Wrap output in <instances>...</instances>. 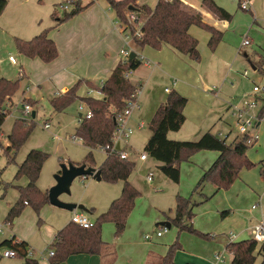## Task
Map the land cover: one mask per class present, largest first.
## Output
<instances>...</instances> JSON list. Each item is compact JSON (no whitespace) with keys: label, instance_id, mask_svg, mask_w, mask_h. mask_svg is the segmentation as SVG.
Returning a JSON list of instances; mask_svg holds the SVG:
<instances>
[{"label":"crops","instance_id":"1","mask_svg":"<svg viewBox=\"0 0 264 264\" xmlns=\"http://www.w3.org/2000/svg\"><path fill=\"white\" fill-rule=\"evenodd\" d=\"M101 1L97 2L90 0L82 2V0H76L80 6H86L89 3L91 4L87 5L81 12L63 23L56 25L57 21L61 19V17L56 16L53 23L43 27L42 29H38L40 30L39 33L44 29H49L47 36L54 42L57 48V57L50 63H43L38 58L30 59L18 53L22 58L19 63L18 71L21 70L24 81L33 84L34 87L39 89H42L44 85L46 86L49 84L55 89L53 97L55 98L69 90L78 80H85L98 87L101 82H105L109 78L116 65L121 63L122 58L119 55V51L124 45L125 34L127 32L121 27V24L116 19L115 14L110 9L107 1ZM157 1L158 0H155L154 4L150 5V7H154ZM211 1H213L218 7L228 12L232 16L231 20L226 21L215 19L210 13L206 12L201 7L200 0H197L194 3L183 0L184 5L198 11L202 15L203 20L207 25L214 27L217 31L222 33L221 41L217 44L215 49L211 51L208 48L210 34L196 26H191L189 28L188 34L197 40V50L199 44L198 42H201V44L206 45L208 48L209 52H205V59H202V64L199 62L200 60L198 62H194L193 60H190V58L188 60V56L177 53L168 46L163 45L161 49L154 50L148 46L137 48L132 42L130 43L132 52L136 54L141 62L140 67L136 71L129 73V80L132 84L138 85L141 92H145L146 86L150 84V76L152 77V75H154L153 72H160L162 75H165L169 78L168 85H165L162 90L160 87L156 89L151 86L148 87L149 89L147 91L146 102L151 107L152 115L156 109L166 101L168 93L173 90L187 100L183 109L185 121L188 119V109L191 106L190 100L192 98H196L195 101H193V103L196 105H193L192 107L194 114L199 115L201 112L206 110V108L201 106L203 104L200 100L201 94H212V96L217 97V99L220 100L219 103H222L223 110H229V106H231L229 105L230 99L232 98L234 87L231 82V64L234 65L238 55L242 52V49L249 46H242V42L247 40V34H249L251 28L262 29L264 31V0H250L248 10H242L240 8L239 4L241 0ZM136 4L147 5L146 3H141L140 0H137ZM55 15H53V17ZM32 23V18H29L24 22L28 29L32 28ZM253 25L256 27H253ZM37 33L38 32H35L34 34ZM253 54H255L256 57H254L252 62L248 59V54L243 53V57L247 59L253 74L257 73L263 77L264 60L262 59V55L255 51ZM17 63L18 62L16 61V64L14 65H17ZM198 67L201 68L199 69ZM209 86L211 87L208 88ZM218 87L223 93L221 98H219ZM165 89H168L169 92H165ZM77 96L79 98L91 97L97 100L103 98L101 93L99 94L86 84H83L79 88L77 91ZM207 97L209 98V96ZM30 98L31 100L35 101V108L40 106L36 93L32 92L30 94ZM216 107H218V103L217 106H212L208 108V110H211V113L217 109ZM140 108L141 106L139 104L138 110H140ZM200 121H198L196 125L197 133L196 129H194L192 132L185 135L187 137H180L178 133H180L181 127L176 132H169L167 135L168 139L173 141H197L202 135L205 134L202 133L203 131H199ZM223 123L222 126H227L226 122L224 124ZM140 124L142 126L139 128ZM259 124H257V126ZM143 125L144 124L142 121L138 122L136 125L137 131H140V129L143 128ZM206 133H210V131ZM195 134H198V139L196 140L191 138ZM221 134L223 137H220V139L226 140L230 135H233L230 128L226 130L225 135L223 133ZM238 137H242V135L239 133L238 135L234 134L231 142L236 138L238 139ZM72 139L77 142L79 141V139L77 140L75 136ZM122 147H130V145L127 143L126 145H122ZM122 147L120 149L124 150ZM98 149L103 151L100 148H97V150ZM88 150V153L90 152L92 155L91 151L95 149L88 148ZM203 152L204 151L200 152L201 154H196L197 156H191L189 161L183 164L181 167V170L186 173L187 179L193 176L187 181L191 184H194V180H197L198 175L195 174V170L190 168L189 165L192 163L195 157H205L204 155L207 154ZM216 153L217 158L218 152ZM139 156L140 154L134 158V160H132L129 155V160L134 164L136 161L142 164L146 163L147 161H154V164L156 165L155 168L162 173V170L158 169L160 166H162L160 163L149 158L148 156L146 160L141 161ZM105 158L106 154L104 160ZM102 162L100 164H96L93 159V168L98 169ZM71 164L76 165L74 163ZM208 168V165L200 167V174H203V172ZM132 173L128 178V182L134 189L138 191L135 184L130 181ZM149 173L152 174L151 180L147 179ZM163 175L164 174L162 173L161 181L164 185L167 183L168 178ZM153 177V172L149 171L145 177V180L147 183L151 184L153 182ZM168 181L170 180L168 179ZM175 184L180 185V180ZM3 188H5V185ZM122 188V182L109 184L101 180H93L92 182H89L88 185H86V194L84 193L82 195H77L75 199L69 202L84 206L88 210V213L84 214L88 215L94 221L99 214H102L108 210L110 204L114 200L119 198ZM16 193L15 201L11 203V205L9 204V207L7 206V211L3 217V224H6L10 228L9 229L7 227V233L9 236L2 240L0 244L5 240H13L14 243H25L27 249L31 250L32 252L30 259L36 260L38 264H49L48 253L47 255H44V250L49 249L57 233L70 223L71 218L69 219V217H72L74 213L83 212L79 210L68 212L63 209L61 211L65 212H60L59 210H56V207L47 203L49 207L45 206L44 209L42 211L40 209L41 212L39 211L37 214L33 209H31L32 207L29 204L25 203L20 215L15 217L12 220V223L9 224L6 223L5 218L8 211L18 200L19 194L17 189ZM176 196L178 195H175V198ZM170 211H172V209H170L169 212ZM165 216L169 218L173 217L172 215H169L166 212L158 209L153 202L142 199L141 193L139 192V197L134 200L133 209L127 217L125 229L120 237L116 238L113 235V233H115V226L113 223H104L101 226V240L105 244L102 252L99 255H71L65 260L64 264H160V259L165 256L169 246L173 243L176 237V229L167 232V230H170L172 226L170 225V228L168 229L166 227H162V231L157 232L160 233L159 236L157 233L154 234V231H151L152 235H147L145 233V229L148 230L151 227L153 228L154 222L157 221L169 222L168 219H165ZM194 219L195 214L192 219V223ZM260 221H264V219L261 218ZM164 228L166 231L163 230ZM250 230L251 228L246 229V233L248 232V235H250ZM237 236L238 235H236V238ZM216 239H218V237L212 235L210 240L214 241ZM200 241L194 240L191 238V236H186V234L179 236L181 250L175 253L173 257V263L215 264V262L212 261V254L214 252V248L218 247L219 245L215 246V244L211 243L212 246L209 247L208 244H204L203 241ZM228 243L229 242H227V244ZM227 244L225 245V252L229 253L226 250ZM194 246L198 247L199 251L193 249ZM50 250H52L51 247ZM223 259L224 264H226L225 256H223ZM231 260L232 255L230 257V261ZM24 263V260L20 262V264Z\"/></svg>","mask_w":264,"mask_h":264},{"label":"trees","instance_id":"2","mask_svg":"<svg viewBox=\"0 0 264 264\" xmlns=\"http://www.w3.org/2000/svg\"><path fill=\"white\" fill-rule=\"evenodd\" d=\"M106 1L118 22L121 25H128L131 34L134 32L135 23H142V38L132 39L133 45L137 48L148 46L154 50H159L164 45L198 62L200 57L197 50V40L188 34L191 26H196L210 34L208 48L211 51L221 41L222 33L207 25L198 11L185 6L180 0L171 2L158 0L154 7L137 5V0ZM6 5V0H0V15ZM86 6H80L76 2L71 11L64 13L56 25L67 21ZM201 7L215 19L230 21L232 18L228 12L215 5L211 0H202ZM129 8H132V10ZM129 15H133L136 21L128 23L127 17ZM48 31L49 29H44L30 40L15 38L14 45L17 52L30 59L38 58L43 63L52 62L57 57V48L54 42L48 38ZM140 65L141 62L137 56L131 61L119 63L100 88L85 80H78L69 90L51 99L49 101L50 106L55 113H60L74 101L83 102L91 110L92 117L84 120L76 127L74 136L90 149L110 146L111 136L115 128L114 113L124 107L132 92L138 88L137 85L132 84L130 80L125 78V74L136 71ZM18 73L19 78L16 80L0 79V133H2V126L8 115L7 113H9V110L4 109V104L19 89V83L22 79L21 70ZM83 84L91 89H99L103 98L99 100L91 97L79 98L77 91ZM30 101L32 105L35 104V101L31 99ZM186 101V98L174 90L168 93L166 101L156 109L148 123L150 136L143 151L149 158L163 166L162 173L173 183L179 182L180 163L187 162L193 154L199 151L218 152V157L203 172L195 184L193 192H198L207 183L213 185L217 191L227 189L238 178L242 169H251L255 166L246 157L248 149L245 144L246 137L236 138L230 143H227L226 139H220L211 133H205L197 141H173L168 139V133L178 131L185 121L183 109ZM258 119L259 121L264 120V100L258 112ZM32 130V119H15L10 132L6 136L7 146L3 149L7 164H15L16 155L27 141ZM47 158L48 154L40 150H31L23 162L18 165L13 180L18 181L25 177L27 184L24 187L15 186L19 196L17 202L6 215V223L11 224L12 220L20 215L25 203L29 204L37 214L48 203L47 193L40 191L37 187L42 166ZM81 164L93 168L94 163L90 152L84 157L82 163L76 165ZM134 167L135 164L132 161L120 159L116 152L106 153L105 160L98 167L101 181L109 184L122 182L123 188L119 198L110 204L106 212L96 217L91 228L82 229L70 222L61 229L50 246L54 251V256L49 258V264L64 263L71 255H99L105 247L101 240V226L104 223H113L115 237L121 236L125 229L127 217L133 209L134 200L139 197V192L128 182ZM207 199L208 197H204V201ZM197 205L198 203L191 200V196L186 198L176 196L174 215L171 218H166L177 233L167 253L160 259V264H174L173 257L177 251L181 250L180 233L185 231L206 240L212 238V236L202 234L192 227L193 208ZM226 215L227 213H222V216ZM5 249L16 250L19 258L24 259V264H38L36 260L25 258L27 249L25 243H14L13 240H5L0 244V251ZM226 250L232 255L229 264H255L259 256L262 258L259 264H264V245H258L251 239L228 243Z\"/></svg>","mask_w":264,"mask_h":264},{"label":"rangeland","instance_id":"3","mask_svg":"<svg viewBox=\"0 0 264 264\" xmlns=\"http://www.w3.org/2000/svg\"><path fill=\"white\" fill-rule=\"evenodd\" d=\"M66 1L68 0H6L7 5L0 17V79L4 78L8 80H16L19 78L18 69L22 58L15 48L14 39L30 40L39 33V28L42 29L43 27L53 23L56 16L62 18L64 13L70 12L73 5L76 3V0H69L71 5L65 10L60 9V5H68ZM85 1L90 0H82V2ZM93 1L98 2L101 0ZM187 1L194 3L197 0ZM101 2H104V0ZM140 2L146 3L150 6L154 4L155 0H140ZM53 15L55 16L53 17ZM29 18H32L33 20L31 29H28L24 24V22ZM253 27L256 26L253 25ZM126 31L128 32L130 30L128 29ZM35 32L38 33L34 34ZM247 37V40L250 43L249 46L243 48L242 52L238 55L235 64H231V82L234 87L232 98L230 99L229 105L231 106H229V110H223L222 103H219L220 100H218L217 97L212 96V94L206 93L208 95L201 94L200 96V100L203 103L201 106L206 108V110L201 112L199 115H196L194 114L192 108L193 105H196L193 103L196 98H192L190 100L191 106L188 109V119H186L183 123L180 133H178L180 137H187L185 135L192 132L194 129H196L197 133L196 125L200 120L199 131H203L202 133L210 131L213 135H216L218 132L225 135L226 130L230 128L233 135H238L232 113L233 107L241 104V98L243 95H252V97L255 98L258 102V107L255 111H257L256 113L258 114L264 100V92L261 91L253 95L252 88L254 83L258 86L264 87V78L260 74H253L247 59L243 57V53L249 55L248 59L251 62L254 57H256V55L253 54L254 51L261 54L262 59L264 60V31L262 29L251 28ZM198 43V53L200 57L199 62L202 64V59H205V52L209 51L206 45L201 44V42ZM122 48L129 50L127 45H123ZM10 55L18 62L17 65H12L8 62V56ZM187 58L189 60V57ZM198 68L200 69L201 67ZM244 70L248 72L247 78H243L241 76ZM153 73L154 75H152V77L150 76V84L146 86V91L141 92L142 94H140V110H135L130 117L129 125L133 128V134L128 141L130 147H122V149L130 155L132 160L143 152V146L150 136L148 123L153 115L151 107L146 102L147 91L149 89L148 87L151 86L155 89L160 87L162 90L165 85H168L169 78L167 76L162 75L160 72ZM26 87H29L30 89V92L26 93V96L30 98L31 92L36 93L40 106L35 108L31 101L28 100V103L35 112V117L33 119L31 118L33 121V130L25 144L20 148L16 155V165L7 164L6 157L3 153V149L7 146L6 136L10 132L13 121L21 118L22 116L20 112L22 110V106L19 102ZM210 87L211 86L208 88ZM218 89L219 98H221L223 93L220 91L219 87ZM54 92L55 89L49 84L46 86L44 85L42 89H39L34 87L33 84L24 81L22 78L19 83L18 91L14 94V98L12 97L14 104H16L17 107L10 109V112L2 126V133H0V242L9 236L7 233L8 226L3 224V217L7 211V206L9 207V204L11 205V203H13L16 199L17 193L14 186H24L27 183L26 178H21L14 182L13 177L17 171V165L23 162L30 150H40L48 154V158L43 164L37 181V187L42 192L48 191L55 184L54 177L57 175L58 171H60V166L62 164L67 166L70 163H82L85 155L89 151L80 140L77 142L72 139L77 127V115L79 113L78 107L80 105V101H74L62 112L55 113L49 103V101L54 97ZM207 96H209V98ZM217 103V109L210 113L211 110H208V108L217 106ZM141 121L144 124L143 128H141L140 131H137L136 125ZM224 121L227 123V126H222ZM44 123L49 124L48 129H44ZM251 132L258 136V140L253 144H247L248 149L246 151V157L248 161L253 163L255 166L251 169H242L238 178L227 189L217 191L214 190L213 185L207 183L204 184L198 192H193L195 184L202 175V173L200 174L199 172L200 167H203L204 165H208V167H210L214 160H216L217 153L215 151H204L203 153L207 154L204 155L205 157H195L189 165L190 168L195 170V174L198 175L197 180H194V184L187 182L193 176L187 179L186 173L181 170L183 164L187 163L189 160L187 162H182L179 165L180 185L172 183L171 181H168V179L167 183L163 185L161 181L162 173L155 168L156 165L154 164V161H147L143 164L136 161L134 171L130 177V181L135 184L136 188L141 193L142 199L153 202L158 209L169 215H174L175 195L185 198L191 196V200L194 203H198V205L194 208L195 219L193 220L192 227L202 234H208L209 236L213 235L218 237V239L214 240V243L212 240H206L185 231L180 233L179 236L186 234V236H191L194 240H201L200 242L203 241V243L208 244L209 247H211L212 244H215V246L219 245L214 248V252L212 254L213 262H215L214 256L219 253L225 256L226 264L230 263L229 261L231 255L225 252V245L228 242L227 235L229 233L238 235L233 242L249 240L251 238H249L250 235L247 234L248 232L246 233V229L254 227L258 224L261 218L264 219V120H261L260 124ZM197 135L198 134H195L190 137L196 140L198 139ZM233 135L229 136L226 140L227 143L231 142ZM239 138L241 137H238V139ZM76 139L78 140V138ZM91 152L96 164H100L104 160L106 154L105 152L100 151L99 149L92 150ZM200 152L202 151L193 154L192 157ZM149 171L153 172L154 175L153 182L151 184L147 183L145 180ZM92 181L91 177L75 179L70 186V194L60 195L59 200L64 203H71L69 201L75 199L77 195H82L86 192V185ZM4 185L5 188H3ZM204 197H208V199L204 201ZM45 206L49 207V205L45 204L41 208V211ZM252 206H255V208L252 209ZM170 209H172V211L169 212ZM56 210L65 212L61 211L62 209L60 208H56ZM222 213H227V215L222 216ZM166 216L165 219H167ZM70 218L71 217H69V219ZM89 219L94 224V221L90 217ZM162 222L164 221L154 222L153 228L151 227L148 230L145 229V233L147 235H152L151 231H154V234L161 232L162 226L160 223ZM174 229L175 228L172 227L170 230H167V232ZM193 249L199 251L198 247L194 246ZM3 251L4 250L0 252V255ZM44 251V255H47L50 251V247L48 250L45 249ZM23 260L24 259L1 257L0 264H20ZM261 260L262 258L260 256L257 257L255 264H259Z\"/></svg>","mask_w":264,"mask_h":264},{"label":"built area","instance_id":"4","mask_svg":"<svg viewBox=\"0 0 264 264\" xmlns=\"http://www.w3.org/2000/svg\"><path fill=\"white\" fill-rule=\"evenodd\" d=\"M166 2H171L173 0H164ZM183 2V0H180ZM68 5L64 6H59L60 9L65 10L70 6L71 4L69 3L70 1H66ZM250 0H241L240 1V8L242 10H248ZM128 23H133L136 21V18L133 15H129L128 17ZM128 25H121L123 30H128ZM141 26L142 23H135V28L133 34H131L129 31L125 34V42L124 45H127L129 47V50L121 49L119 51V55L121 56V63H125L128 61L129 54L132 52V49L130 48V43L132 42L133 38L140 39L143 36V33L141 31ZM249 45L248 40H244L242 42V46H247ZM8 61L11 64H16V60L14 59L13 56L8 57ZM130 73V72H129ZM129 73L125 74V78L129 80ZM248 75L247 71H244L242 76L246 78ZM264 77V73H263ZM104 82H101L98 86V88L102 87ZM138 86V85H137ZM97 91L99 94L101 93L100 90L98 89H93ZM264 92V87L258 86L254 83V86L252 88V94H257L259 92ZM30 89L29 87L25 88V91H23L22 98L19 102V104L22 106V110L20 111L22 116L21 118L29 120L31 119V113L33 112V109L31 108V105L28 103L29 98L26 96V93H29ZM165 92H169L168 89H165ZM32 93V92H31ZM102 94V93H101ZM141 90L140 87L132 92L130 95V98L126 101L124 107L114 113V121H115V128L113 130L112 136H111V144L110 146L106 147H100L101 150L105 151L107 154H112L116 152V154L119 156L120 159L122 160H129V155L126 153L124 150H121L120 148L122 145H126L130 139V137L133 134V128L129 125V119L133 112L135 110L139 109V98H140ZM17 107L16 104H14L13 98H10L7 100L4 104V109L9 110L10 109ZM258 107V102L255 100V98L252 97V95H243L241 98V104L233 107V113L232 117L235 120V126L237 129V132L242 135V137H246L245 144H252L255 143L258 140V136L256 134L251 133V131L256 128L257 124L260 123L258 119V114L255 111ZM4 110V112H6ZM78 115H77V125L79 126L84 120H88L92 117V112L91 110L83 103L81 102L79 107H78ZM7 113V112H6ZM9 114V113H7ZM8 116V115H7ZM142 125H139V128ZM49 124L45 123L44 128H48ZM217 137H223L221 133L217 134ZM225 137V136H224ZM116 145H118V149H116ZM139 159L141 161H144L147 159L146 153H142L139 156ZM152 174L149 173L147 179L151 180ZM255 206H252V209H254ZM70 222L73 224L81 227L82 229H89L93 226V222L90 221L88 215L84 213H74L71 217ZM166 231V229H163ZM159 236L160 233H157ZM250 238L253 240L256 244L258 245H264V221H260L258 224H256L254 227L251 228L250 230ZM236 239V235L233 233L228 234V242L231 243ZM32 255L31 250L26 249L25 252V258H30ZM54 256V251L50 250L48 252V257H53ZM2 258H19V254L16 250L13 249H5L2 254ZM215 264H224V259L222 254H216L214 256Z\"/></svg>","mask_w":264,"mask_h":264},{"label":"water","instance_id":"5","mask_svg":"<svg viewBox=\"0 0 264 264\" xmlns=\"http://www.w3.org/2000/svg\"><path fill=\"white\" fill-rule=\"evenodd\" d=\"M129 9L132 10V8ZM135 57L136 54L134 52H131L129 54L128 61H131ZM34 117L35 113L32 112L31 118L33 119ZM113 122L115 124L114 119ZM116 149H118V145H116ZM158 169L162 170L163 166H160ZM83 177H91L93 180L100 181V170L92 167H87L85 164L73 165L70 163L67 166L62 164L60 166V172L57 173V175L54 177L55 184L47 191L48 203L56 208L66 210L68 212L79 210L83 213H88V210L82 205L74 203H64L59 200L60 195L70 194V186L75 179ZM160 225L162 227H166L167 229L170 228L169 222H162L160 223Z\"/></svg>","mask_w":264,"mask_h":264}]
</instances>
